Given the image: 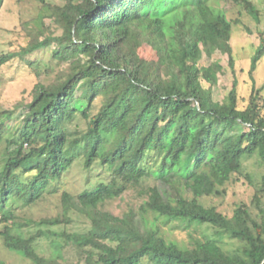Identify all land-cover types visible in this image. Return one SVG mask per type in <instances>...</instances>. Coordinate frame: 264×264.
Listing matches in <instances>:
<instances>
[{
  "label": "trees",
  "instance_id": "obj_1",
  "mask_svg": "<svg viewBox=\"0 0 264 264\" xmlns=\"http://www.w3.org/2000/svg\"><path fill=\"white\" fill-rule=\"evenodd\" d=\"M37 1L55 24L42 30L23 24L28 44L1 53L0 69L16 58L30 66L25 58L40 49H53L67 65L53 83L34 87L21 124L9 129L11 113L0 114L4 246L32 264H63L68 247L96 264H264V84L255 78L264 33L251 58L250 101L240 109L232 40L241 21L228 17L221 0ZM233 2L260 21L253 0ZM143 48L156 58H144ZM218 55L227 56L234 79L221 102L214 90L226 70ZM252 159L262 168L257 183L246 170ZM76 166L82 191H60L55 182ZM99 170L105 177L91 175ZM151 180L161 185L146 192L139 208L122 216L104 209ZM231 183L252 185L254 194L228 216L206 200L225 196ZM58 194L62 216L15 223L18 206ZM72 213L89 220L87 232L52 229L71 224ZM30 225L42 228L19 232ZM193 225L192 232L206 228L214 236L195 237ZM167 227L188 233L190 242L171 240ZM225 237L235 249L224 247ZM41 238L51 241V256L37 250ZM0 264L7 263L0 258Z\"/></svg>",
  "mask_w": 264,
  "mask_h": 264
},
{
  "label": "rangeland",
  "instance_id": "obj_2",
  "mask_svg": "<svg viewBox=\"0 0 264 264\" xmlns=\"http://www.w3.org/2000/svg\"><path fill=\"white\" fill-rule=\"evenodd\" d=\"M53 5H64L66 0H46ZM221 7L227 13L228 17L233 21H241L240 26H235L232 45L234 48L235 58L237 60V72L239 79V107L245 109L250 101L253 82L249 75L251 66V58L259 47V34L264 33V0H253L255 5L260 10V21L256 22L242 9L238 8L233 0H221ZM30 23L33 28L43 29L44 26H53L55 23L50 18V13L43 8L37 0H7L4 6L0 7V54L6 52H19L21 48L28 44V37L22 28L23 24ZM250 30L252 34L249 33ZM149 47V46H147ZM140 54L146 59H155L156 53L151 48H143ZM25 60L31 62L28 65L19 58L14 59L0 69V114L10 112L12 119H8L6 124L9 129L21 124V119L24 113V106L31 100V93L37 84L49 85L53 83L60 72L67 64H60L53 57V49H40L28 55ZM215 61H219L226 70L224 76H220L218 87L214 90V99L217 102L223 101L229 94L233 86V74L229 68L228 58L224 55H218ZM210 61L204 59L202 64L209 65ZM257 86L261 87L264 84V61L255 73ZM80 97V93L77 95ZM264 98V91L261 95ZM80 107L86 104L78 105ZM262 114L264 115V99L261 101ZM6 154L5 145H0V166ZM262 168H259L255 159L246 162V170L249 174L256 177V183L260 180ZM83 170L79 167H74L73 170L62 181L56 185L62 190H70L74 194L82 191V184L85 181L82 175ZM105 177V172L99 170L91 173L92 176ZM28 178L24 177V180ZM161 184L155 181H146L142 186H130L123 198L115 200L109 206L104 207L105 210L112 212L115 215L122 216L129 212L132 206L139 208L147 198L146 192L155 186ZM54 187L55 189H58ZM254 194V186L246 184L231 183L227 186V194L222 197H211L206 200L207 205L215 204L219 210L228 216H232L237 205L242 202L249 203ZM61 206V194L46 196L41 202L33 207H20L16 211L15 223L23 224L26 221H39L44 218L57 217L63 215ZM72 223L54 227L52 229L67 233H85L89 229V220L80 216L77 213L70 214ZM2 226L0 225V230ZM39 226L30 225L24 227L19 232H37ZM172 227H167L168 236L171 240L179 243H189L188 233L181 231L171 232ZM197 228L193 225L191 233L202 238V233H208L214 236L213 230L192 232ZM222 238V237H221ZM224 247L230 250L236 248L237 244L229 241L226 237L223 239ZM44 256H51L53 248L51 241L48 238H41L37 244V250ZM63 264H96L95 259L87 260V255L74 247H68L64 251ZM0 258L7 264H32L30 261L22 258L9 251L0 238ZM144 264H150L144 262Z\"/></svg>",
  "mask_w": 264,
  "mask_h": 264
}]
</instances>
